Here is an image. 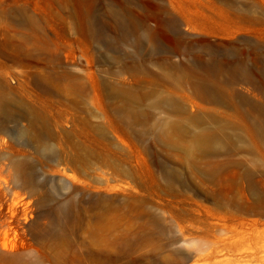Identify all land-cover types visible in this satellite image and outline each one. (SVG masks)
I'll list each match as a JSON object with an SVG mask.
<instances>
[{"label":"rangeland","instance_id":"1","mask_svg":"<svg viewBox=\"0 0 264 264\" xmlns=\"http://www.w3.org/2000/svg\"><path fill=\"white\" fill-rule=\"evenodd\" d=\"M245 12L257 21L242 18ZM132 16L149 18L151 26L159 19L172 46H136L134 31L119 22L129 24ZM234 50L264 60V0H0V81L33 105L47 99L59 119L44 139L49 147L16 145L38 189L25 223L0 231V264H264V215L213 203L219 190L251 201L239 178L245 165L262 172L254 182L264 191L262 156L241 150L232 157L244 164L211 179L207 159L188 154L187 140L167 149L149 123L120 121L101 89L104 79L133 85V64H146L150 74L139 79L152 85L162 64ZM54 71L84 79L89 100L84 104ZM158 86L202 102L187 83ZM234 89L257 99L247 86ZM15 124L27 129L25 121ZM0 136L11 141L3 130ZM164 165L178 170L169 184ZM102 211L113 217L104 239L95 241L91 228Z\"/></svg>","mask_w":264,"mask_h":264},{"label":"bare ground","instance_id":"2","mask_svg":"<svg viewBox=\"0 0 264 264\" xmlns=\"http://www.w3.org/2000/svg\"><path fill=\"white\" fill-rule=\"evenodd\" d=\"M117 17L119 19V15ZM242 18L257 21L248 12L242 13ZM148 19L132 16L129 17V24L122 19L119 22L125 29L129 26L134 31L136 46H150L154 41L172 46L173 39L162 28V22L156 19L155 26H151ZM86 34L94 36L90 29L86 30ZM223 54V58L213 54L208 61L198 57L197 61L186 64L172 61L162 64V72L151 74L155 79L152 85L139 79L142 73L150 74L146 64H133L129 67L133 85L126 86L112 79H104L101 89L111 98L112 110L120 121L133 127L149 123V131L154 132L167 149H174L180 141L187 140L188 154L207 159V175L211 179H219L221 169L245 163L232 157L241 150L258 152L264 159V60L251 59L249 52L237 50ZM52 76L80 96L83 103L89 100L87 84L81 77L68 71H54ZM185 83L190 85L195 97L202 102L186 95L185 91L178 94L176 90L163 91L158 86L181 87ZM237 85L247 86L257 99L235 90ZM30 102L12 95L9 87L0 81V130L9 133L11 139L7 141L0 136V231L4 233L12 224L25 223L31 215V204L38 189L34 171L25 167V160L18 156L20 148L16 145L39 146L40 143L42 147H49L44 139H48L53 128L59 125V119L49 109L51 102L45 98L37 105H33L34 101ZM195 108L201 110L195 111ZM156 111L175 117L158 118ZM23 121L27 129L15 126L16 122ZM13 122L14 126L10 125ZM135 131L141 134L144 129L137 128ZM25 135L30 136V142L22 139ZM162 171L167 184L178 177V170L174 166L164 165ZM261 173L255 166L245 165L239 174V178L246 181L251 201L245 203L239 195L230 196L219 190L213 194L215 206H231L264 215V191L254 182L255 176ZM112 217L103 211L95 215L91 228L95 241L104 239V230ZM7 246L6 242H2L1 248ZM100 251L96 250L98 253Z\"/></svg>","mask_w":264,"mask_h":264}]
</instances>
